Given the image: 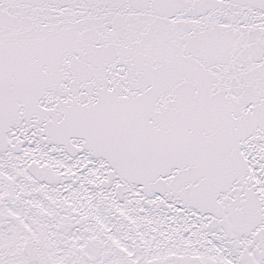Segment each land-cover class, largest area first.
<instances>
[{
    "label": "snow or ice",
    "instance_id": "snow-or-ice-1",
    "mask_svg": "<svg viewBox=\"0 0 264 264\" xmlns=\"http://www.w3.org/2000/svg\"><path fill=\"white\" fill-rule=\"evenodd\" d=\"M0 264H264V0H0Z\"/></svg>",
    "mask_w": 264,
    "mask_h": 264
}]
</instances>
